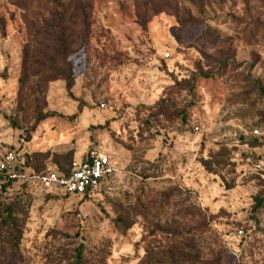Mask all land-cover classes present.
I'll return each instance as SVG.
<instances>
[{"label":"rangeland","instance_id":"374dc122","mask_svg":"<svg viewBox=\"0 0 264 264\" xmlns=\"http://www.w3.org/2000/svg\"><path fill=\"white\" fill-rule=\"evenodd\" d=\"M86 152L0 179V264H264V0H0V162Z\"/></svg>","mask_w":264,"mask_h":264},{"label":"built area","instance_id":"2783aa9c","mask_svg":"<svg viewBox=\"0 0 264 264\" xmlns=\"http://www.w3.org/2000/svg\"><path fill=\"white\" fill-rule=\"evenodd\" d=\"M252 135L261 137L263 133L254 129ZM20 163L16 162L14 158L8 157L5 161L0 162V173L12 180L13 183L29 188L36 187L50 195L59 193L68 196H82L85 192L92 193L111 173L106 156L95 152L87 153L81 159L74 161L64 175L55 172L16 171L15 169ZM255 170L259 173L263 172L260 164L255 165ZM260 177L263 178L261 175Z\"/></svg>","mask_w":264,"mask_h":264},{"label":"trees","instance_id":"16d2710c","mask_svg":"<svg viewBox=\"0 0 264 264\" xmlns=\"http://www.w3.org/2000/svg\"><path fill=\"white\" fill-rule=\"evenodd\" d=\"M88 152H86V154H87ZM86 154H84V156L86 155ZM83 156V157H84ZM21 163L19 164V165H17V167H16V171H27V172H32V173H44V172H47V171H35V170H31V169H29V167H28V164H27V162L25 161V159H22L21 161H20ZM70 167V166H69ZM69 167L66 169V170H63V171H59V170H55V173H57V174H62V175H64V174H66L67 172H68V170H69ZM0 179H2L3 180V185H4V187H6L10 182H12L13 183V181L12 180H9V179H7L6 177H5V175L4 174H2V173H0ZM23 186V185H22ZM96 191V190H95ZM91 193H88V192H85L81 197L82 198H86V197H88L89 195H90ZM61 195H63V196H68V195H65V194H61ZM81 251H82V248L81 247H79V249L76 251V257H75V262L76 263H78L79 261H80V255H81Z\"/></svg>","mask_w":264,"mask_h":264}]
</instances>
